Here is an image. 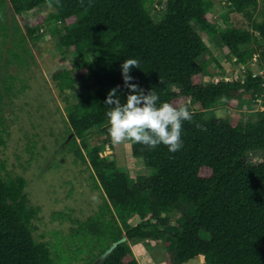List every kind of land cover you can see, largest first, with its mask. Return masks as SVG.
Listing matches in <instances>:
<instances>
[{
	"label": "trees",
	"instance_id": "16d2710c",
	"mask_svg": "<svg viewBox=\"0 0 264 264\" xmlns=\"http://www.w3.org/2000/svg\"><path fill=\"white\" fill-rule=\"evenodd\" d=\"M220 1L226 10L216 18L214 0H165L156 21L152 11L159 0H50L51 6L49 0H0V151L6 144L2 104L13 90L9 57L25 61L20 50L29 54L27 41L39 40L46 28L76 58L71 69L54 72L52 80L66 104L68 124L57 140H68L59 153L86 165L93 188L100 191L94 214L71 219L70 237L84 244L76 250L85 254L79 264H92L124 235L127 241L99 264H139L128 242L161 238L171 243L172 264L200 255L206 264H264V160H247L252 152L264 155V51L259 54L261 73L248 66L257 46L264 45V0ZM41 5L51 11L25 21L23 34L17 17ZM231 13L241 15L246 27L234 25ZM200 33L217 36L222 53L246 66L244 74L205 81L216 70L197 60L204 54L215 58ZM127 59L140 65L130 71L132 82L145 94L154 90L158 103L192 101L197 106L190 109L194 122H183L179 151L130 142L132 156L150 169L136 182L119 170L116 159L100 155L115 147L105 100L119 85L117 95L126 101L121 65ZM243 103L261 108L257 118L208 115L218 106L234 109ZM27 184L0 161V264H57L59 252L33 235L41 208L29 202ZM173 212L180 215V227L169 224ZM133 215L140 219L134 225Z\"/></svg>",
	"mask_w": 264,
	"mask_h": 264
},
{
	"label": "rangeland",
	"instance_id": "374dc122",
	"mask_svg": "<svg viewBox=\"0 0 264 264\" xmlns=\"http://www.w3.org/2000/svg\"><path fill=\"white\" fill-rule=\"evenodd\" d=\"M159 1L161 5L155 2L152 11V17L156 21L165 0ZM214 4L213 14L217 18L226 10V5L220 0H214ZM50 11V7L41 5L17 17L22 33H26L25 21L31 22L35 17L46 16ZM230 20L238 27H246L245 19L237 13H231ZM219 23L221 25L220 20ZM41 33L39 40L27 41L29 54L19 49L25 61L17 62L9 57L10 63L7 68L4 67L12 76L13 90L4 95L2 104L6 144L1 148L0 161L5 162L6 172L11 176L21 175L26 178L28 200L41 208L39 215L33 220L35 239L46 241L51 245V250L59 252L61 258L57 264H79L85 254L77 253L76 250L83 249L84 244L70 237L71 228L75 227L71 219L85 220L94 214L101 202L100 191L93 188L90 170L86 165L75 164L71 155L62 156L59 153L68 140L62 139L59 143L57 140L66 131L68 124L66 104L57 92L52 75L58 70L71 69L76 58L65 53L57 38L51 36L46 28ZM200 35L215 58L204 54L197 60L203 68L210 65L216 70L213 76L206 74L205 81L208 82L211 78L213 81L233 80L244 74L241 70L246 66L239 65L235 59L227 58L222 53L221 41L217 36L208 37L204 33ZM257 47L258 52L249 60L248 66L255 73H261L259 54L264 51V45ZM217 63L221 65V69ZM186 106L189 110L197 107L192 101L186 102ZM259 109L261 108L243 103L234 109L218 106L210 109L208 115H228L248 121L257 118ZM100 155L116 159L119 170L127 171L133 182L139 176L150 175V169L142 159L132 156L130 142L115 145L114 149L106 148ZM247 160L251 164H258L264 160V155L252 152L248 154ZM59 212H64L70 218L59 217ZM139 220L138 216L133 215L130 223L134 225ZM169 224L180 227L181 220L177 212L169 214ZM128 243L139 264H172V251L169 248L171 243L168 239H133ZM203 258L197 256L183 264H206Z\"/></svg>",
	"mask_w": 264,
	"mask_h": 264
},
{
	"label": "clouds",
	"instance_id": "9594fccd",
	"mask_svg": "<svg viewBox=\"0 0 264 264\" xmlns=\"http://www.w3.org/2000/svg\"><path fill=\"white\" fill-rule=\"evenodd\" d=\"M59 3V0H57ZM49 6H51L49 0ZM139 61L127 59L121 65L124 87L129 90L125 102L117 95L119 85L108 93L105 104L110 106L107 115V131L114 145L124 142L139 143L149 150L163 144L172 153L183 147L181 139L183 122H194V113L186 105L175 106L169 102H159L154 90L145 91L130 75L132 68H139ZM198 130L202 125H196Z\"/></svg>",
	"mask_w": 264,
	"mask_h": 264
},
{
	"label": "water",
	"instance_id": "95a60500",
	"mask_svg": "<svg viewBox=\"0 0 264 264\" xmlns=\"http://www.w3.org/2000/svg\"><path fill=\"white\" fill-rule=\"evenodd\" d=\"M127 241V237L124 235L120 239L113 242L103 253H101L92 264H99L102 262L119 244Z\"/></svg>",
	"mask_w": 264,
	"mask_h": 264
},
{
	"label": "bare ground",
	"instance_id": "6f19581e",
	"mask_svg": "<svg viewBox=\"0 0 264 264\" xmlns=\"http://www.w3.org/2000/svg\"><path fill=\"white\" fill-rule=\"evenodd\" d=\"M244 70H245V69H244V68H242V70H241V71H243V72H244ZM200 256H201V255H200ZM202 257H203V256H202Z\"/></svg>",
	"mask_w": 264,
	"mask_h": 264
}]
</instances>
